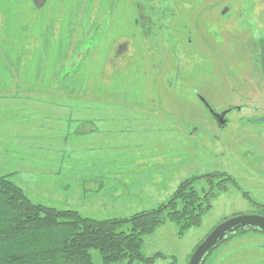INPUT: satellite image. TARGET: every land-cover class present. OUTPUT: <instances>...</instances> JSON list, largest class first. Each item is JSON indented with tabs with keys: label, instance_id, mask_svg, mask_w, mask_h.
<instances>
[{
	"label": "rangeland",
	"instance_id": "374dc122",
	"mask_svg": "<svg viewBox=\"0 0 264 264\" xmlns=\"http://www.w3.org/2000/svg\"><path fill=\"white\" fill-rule=\"evenodd\" d=\"M178 1L189 8L171 0H0V176L33 203L129 221L167 204L188 179L197 178L201 194L208 175L235 181L214 189L200 226L181 234L166 218L145 235L152 264H189L216 227L264 205V169L256 167L263 160L264 168V122H247L264 114V91L233 41L249 35L235 33V19L257 23L264 0ZM221 18L226 37L215 33ZM234 69L241 81L228 73ZM230 106L242 111L219 128L208 109ZM252 148L261 152L255 159ZM131 230L130 222L119 228ZM90 253L103 264L98 250ZM207 264H264V235L224 243Z\"/></svg>",
	"mask_w": 264,
	"mask_h": 264
},
{
	"label": "trees",
	"instance_id": "16d2710c",
	"mask_svg": "<svg viewBox=\"0 0 264 264\" xmlns=\"http://www.w3.org/2000/svg\"><path fill=\"white\" fill-rule=\"evenodd\" d=\"M206 178L209 192L201 194L195 186L197 178L188 179L167 204L125 221L97 220L35 204L8 176H0V264H94L91 249L99 251L103 264H152L154 259L142 252L145 235L154 233L166 218L180 227L181 234L200 226L212 208L214 189L236 186L226 174ZM218 178L222 179L215 185ZM127 222L131 232H120Z\"/></svg>",
	"mask_w": 264,
	"mask_h": 264
},
{
	"label": "flooded vegetation",
	"instance_id": "af4514ba",
	"mask_svg": "<svg viewBox=\"0 0 264 264\" xmlns=\"http://www.w3.org/2000/svg\"><path fill=\"white\" fill-rule=\"evenodd\" d=\"M43 1L44 0H41V2H43ZM171 1L173 2L174 9H176V10H185V9H188L189 6H190V3H185V2L178 1V0H171ZM235 8L238 9V5H237V7L235 6ZM137 9L139 10V7H137ZM154 9H158V7H154ZM248 9L251 12V16L254 15L257 12L256 11L257 10L256 5H254V4H250ZM262 11H264V10H262ZM262 17L264 19V13H263ZM246 19H248V18H246ZM246 19L245 18L244 19H240V18H236L235 19L238 22L237 25H236V28H235V33L241 32V33H245V34L248 33L249 35H248V38H243V37L234 38V40H233L234 44H235L234 53H235L236 56H242L243 58H246V59L251 58L252 62L256 65V74L261 79L258 82V85L261 86V84H262V93H263V91H264V81L262 83V80H264V78L262 77L261 73H264V46H263V42H264V20L261 19V18H258V22L257 23H251L249 21H246ZM227 20L228 19H225V20H222V18L220 19L219 28L215 31V33L217 35H218V31L221 30V31L224 32V36L226 37L227 29H226L225 23H226ZM146 23H147V21H146ZM149 24H151V20L149 21ZM208 24H209V26L212 25V23H208ZM208 24H206V25H208ZM254 26H256L257 32H261V34L256 35V34L253 33L254 31L252 29L248 28V27L253 28ZM162 28H163V24H159L156 28H154V30H156L155 32H157L158 30H160ZM243 28H246V30H243ZM148 36H149L148 34H145V37H148ZM141 41H140V43H141ZM220 44H221V42H219V41H214V42H210L209 43L210 47L213 50H215V51H216V47L219 46ZM140 47H141V45H140ZM262 48H263V50H262ZM258 70H260L262 72H260ZM228 73L231 74V75H234L235 78H236V81H241L242 80L241 78L244 75V73H242V72H240L239 70H236V69H234L233 71L228 72ZM200 99L203 102H205L202 97ZM208 110H209V112L211 114V117L217 123L218 127L219 128H225V127L228 126L229 123L237 121V119H230V117L232 116L234 111H237V112L241 113L242 108L239 107V106H230V107L224 109L222 112H219V113L213 111L212 109H208ZM214 114H217V116H219L220 118L223 116L222 119H223V121H225V124H219L220 120L216 119L214 117ZM261 117L263 118L264 114L261 115ZM261 117L249 118L247 122L256 123V121L261 119ZM241 130L243 131V133H248L249 132V129L246 128V127H242ZM261 133L262 132H260V134ZM256 146L258 147V145H256ZM260 153L261 152H260V150L258 148H252V155H253L254 159L257 156H259ZM262 162H263V160L261 162H258V164L256 165L257 171L260 172V173L264 169L263 165H262ZM209 191L210 190L205 191V192L207 193ZM246 197L250 200V197L247 194H246ZM255 205L258 206L257 209L259 210V212H258V214L255 213V214H253L251 216L264 217V205H260V204H257V203H255ZM236 216H234V217H236ZM238 216H240V215H238ZM248 233H259V234H263L264 235V233H261V232H248ZM248 233H246V234H248ZM241 235H244V234H241ZM238 236H240V235H237V234L234 235L233 238L231 240H229V241H232L234 238H236ZM208 259H209V257L207 258V261H208ZM207 261H206V264H207Z\"/></svg>",
	"mask_w": 264,
	"mask_h": 264
},
{
	"label": "water",
	"instance_id": "95a60500",
	"mask_svg": "<svg viewBox=\"0 0 264 264\" xmlns=\"http://www.w3.org/2000/svg\"><path fill=\"white\" fill-rule=\"evenodd\" d=\"M214 117L220 120L219 124H225L222 119L223 116L220 118L214 114ZM262 122H264V117L256 121V123ZM248 232L264 233V217L240 215L227 219L216 227L195 249L189 264H206L207 258L221 245L231 240L234 235Z\"/></svg>",
	"mask_w": 264,
	"mask_h": 264
},
{
	"label": "crops",
	"instance_id": "0c3cea01",
	"mask_svg": "<svg viewBox=\"0 0 264 264\" xmlns=\"http://www.w3.org/2000/svg\"><path fill=\"white\" fill-rule=\"evenodd\" d=\"M47 2H48V0H44L43 2H41V0H36L37 5H39V6H44V5L47 4ZM131 63H133V62H130L127 66H131V65L135 64V61H134L133 64H131ZM127 66H126V69L129 68V67H127ZM121 71H122V70H121ZM121 71H119L118 73H120ZM28 86H29V88H31V84H29ZM39 88H42V87H39ZM81 124H83V123L77 124V125H75V126H76L77 128H80V125H81ZM78 126H79V127H78ZM81 128H83L84 131H86L85 126H82ZM79 132H80V130H79Z\"/></svg>",
	"mask_w": 264,
	"mask_h": 264
}]
</instances>
